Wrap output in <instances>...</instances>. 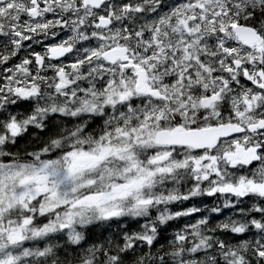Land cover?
<instances>
[{
    "label": "snow or ice",
    "instance_id": "obj_1",
    "mask_svg": "<svg viewBox=\"0 0 264 264\" xmlns=\"http://www.w3.org/2000/svg\"><path fill=\"white\" fill-rule=\"evenodd\" d=\"M0 264H264V0H0Z\"/></svg>",
    "mask_w": 264,
    "mask_h": 264
},
{
    "label": "trees",
    "instance_id": "obj_2",
    "mask_svg": "<svg viewBox=\"0 0 264 264\" xmlns=\"http://www.w3.org/2000/svg\"><path fill=\"white\" fill-rule=\"evenodd\" d=\"M181 191H186V187L182 188ZM222 200L223 198H217V197H195L189 201L178 202L176 204H173L170 206V208L173 211H180L191 206L200 207L202 209H205V206H207V209H210L215 205L222 204ZM202 215L210 216L211 222L215 223L218 220H223L225 219L226 216L230 215V210L225 209L223 215L220 216H217L216 214L213 213H209L207 210H205L202 213H198L192 217L178 218L169 223V226H167V231L164 232V236L167 238H171L172 234L175 231L180 230L187 223L194 222L196 219H199L200 216ZM140 223H143V221L137 223V221L132 220L130 218H124L121 222L122 225H127L130 231L139 230ZM117 232H120V228H118L115 223L112 224L111 228L96 227L92 229L89 243H103L107 245L108 240L118 238V237H114V233Z\"/></svg>",
    "mask_w": 264,
    "mask_h": 264
},
{
    "label": "rangeland",
    "instance_id": "obj_3",
    "mask_svg": "<svg viewBox=\"0 0 264 264\" xmlns=\"http://www.w3.org/2000/svg\"><path fill=\"white\" fill-rule=\"evenodd\" d=\"M57 42H58V41H57ZM28 43H32V45H33L32 50H35V51H43V50H44V49H43V45H41V44H36V43L31 42V41H26V42H25V44H28ZM44 43H51V41H50V40H46V41H44ZM38 46H39V48H38ZM28 51H31V50H29V49H25L24 51H22L21 54H20L21 57L27 55ZM17 62H18V61H17ZM26 139H27V137H25V140H26ZM25 140H21V141H20L21 147L24 146Z\"/></svg>",
    "mask_w": 264,
    "mask_h": 264
}]
</instances>
